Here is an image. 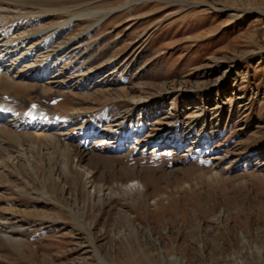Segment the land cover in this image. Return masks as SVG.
<instances>
[{
    "label": "rangeland",
    "instance_id": "374dc122",
    "mask_svg": "<svg viewBox=\"0 0 264 264\" xmlns=\"http://www.w3.org/2000/svg\"><path fill=\"white\" fill-rule=\"evenodd\" d=\"M23 35L58 77L0 75V264H264V0H0Z\"/></svg>",
    "mask_w": 264,
    "mask_h": 264
},
{
    "label": "bare ground",
    "instance_id": "6f19581e",
    "mask_svg": "<svg viewBox=\"0 0 264 264\" xmlns=\"http://www.w3.org/2000/svg\"><path fill=\"white\" fill-rule=\"evenodd\" d=\"M97 24H99V21L96 22L95 26ZM34 40H35L34 35H23L18 39V41L16 43H10L4 37H0V75H3V74H10L11 75V73H12V74H14L12 79L18 80L19 82H21L23 84L35 83V84L40 85V86L54 84V82H55L54 79H56L58 77V75L55 74L51 77L52 70H53V67L55 65V64H52V60L56 56L47 55L45 57V59L40 58L39 54H40V51H42V50H37V48H35L38 46L37 44L31 45L30 47L27 48V46L30 45ZM44 53H46V52H44ZM53 53H55V52H53ZM41 57H43V56H41ZM34 58L40 59V61L37 65H32ZM0 80H1V78H0ZM4 81H7V80H4ZM2 83H3V81H2ZM34 111H36V108L31 105L30 109H28L26 112V116L23 117V119L21 121L22 123L19 124V127L23 128V129H32L37 133L48 131V128L42 130V127H39L40 124H38L36 122L37 121V115ZM15 121H16V119L14 118L12 109L7 105H1L0 104V126H1V124L7 125L9 123H14ZM86 140H87V138L86 139L82 138L79 142H76V143H78L79 146H81V148L85 150V149H87V146H88V144L86 143L88 141H86ZM135 185L136 184L132 183L129 186L124 187L123 192L126 193V192H128V190L129 191L133 190L135 188ZM93 191L95 192L96 189ZM102 192H103L102 189L97 190L98 194L99 193L101 194ZM106 195H109V194L107 193ZM0 228L2 230H4V234L0 235L1 239L8 241V243H10V244L11 243L12 244L13 243H17V244L19 243L20 238H17L13 234H14V231H16V232H17V230H18V232L22 231L21 230L22 227H21L20 223H17V222L13 223L12 221L4 222L3 220H0ZM20 233H22V232H20Z\"/></svg>",
    "mask_w": 264,
    "mask_h": 264
}]
</instances>
